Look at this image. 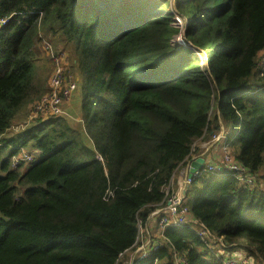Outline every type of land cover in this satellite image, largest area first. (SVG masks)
I'll return each mask as SVG.
<instances>
[{
  "label": "trees",
  "instance_id": "1",
  "mask_svg": "<svg viewBox=\"0 0 264 264\" xmlns=\"http://www.w3.org/2000/svg\"><path fill=\"white\" fill-rule=\"evenodd\" d=\"M176 15L186 45L174 43ZM6 18L0 264H119L174 175L202 153L193 146L221 133L255 183L201 173L187 205L211 245L191 226L167 227L133 264H223L220 251L236 248L264 264V0H0ZM43 29L75 55L77 88L63 115L6 137L49 92L34 71ZM24 148L42 157L22 171L12 159Z\"/></svg>",
  "mask_w": 264,
  "mask_h": 264
},
{
  "label": "built area",
  "instance_id": "2",
  "mask_svg": "<svg viewBox=\"0 0 264 264\" xmlns=\"http://www.w3.org/2000/svg\"><path fill=\"white\" fill-rule=\"evenodd\" d=\"M178 20L180 22L179 18ZM9 22L10 18L0 20V29L6 26ZM182 45H186L185 40H182ZM45 48L49 52L54 63L53 71L48 81L49 92L39 101L33 103L31 119L39 116L45 118H58L63 115L65 113L64 104L72 99L78 84V80L75 79L68 70L69 56L64 52L55 53L53 47L49 43H46ZM212 143H221L223 156L218 164L207 161L204 157V151H206ZM195 145L193 146V149H196ZM199 149L202 153L193 155L187 160V163L182 166L183 170L181 169L182 171L180 174H178V172L176 173L183 178L181 189L179 191L172 189V179L171 184L166 189L165 203L150 214L148 222L152 220L159 229L160 236L164 233L167 227L177 228L185 225L191 226V229L195 230L201 241L207 246H210L211 241L215 239L213 234L204 224L192 217L187 205V194L190 191L193 179L201 175L203 172L211 174L229 172L232 173L241 183L253 185L255 183V176L245 166L238 163L232 156L229 149V142L224 138L222 133L215 135L213 140L202 143ZM202 157L205 159L203 169L198 170L192 177H190L189 174L192 163ZM33 159L34 158L31 154L21 150L20 153L12 159L13 167L17 168L20 165H25L26 163L33 161ZM146 225L141 226L140 224V229L145 227V240L140 243L141 237L139 229L138 240L134 249L125 253V255L130 253L132 257L130 264H133L138 259L147 258L151 254V251L157 250L160 247L159 240L155 241L148 230H146ZM220 254L223 256V264H255L254 257L247 254L238 256L228 254V252L223 254L222 251H220ZM175 263L188 264L185 257L178 256L175 258Z\"/></svg>",
  "mask_w": 264,
  "mask_h": 264
},
{
  "label": "rangeland",
  "instance_id": "3",
  "mask_svg": "<svg viewBox=\"0 0 264 264\" xmlns=\"http://www.w3.org/2000/svg\"><path fill=\"white\" fill-rule=\"evenodd\" d=\"M177 17L180 19V22H179ZM173 26L176 27L177 29H180V31H181L180 34L175 37L174 43L175 44H182V40H185L184 32L186 30L187 25H185L183 19L179 15H176L174 22H173ZM43 33L46 34L45 29L42 30L41 39H40V36H37L36 39L34 40V43H33V45H34L33 50H34V54H35V58H36L35 70H34L35 75L40 79H43L46 76L47 84H48V79H49V77L53 71V66H54V63L51 59V56L45 48L46 43H49L53 47L55 53L64 52L69 56L68 70L70 71V74L73 77L77 78L78 77V71H77L76 67L74 66L75 55H73V53H70V47H67L68 48V50H67V49H65L64 44H59V45L53 44V42H51L49 39H47V36H45ZM42 37H44V38H42ZM261 57L264 59V53L261 54ZM32 105L33 104L29 105L27 107L28 109L26 111H23L22 114L19 115L18 119L15 121L12 128L5 135L6 137H11L12 135L18 133L19 131L23 130L24 126H26L28 122H31L32 120L38 118V117H36L34 119L30 118L32 115V109H33ZM26 112L28 113V115H30V117H26ZM69 119L73 122V124L79 123L77 115H75V114H71ZM204 142L205 141L197 142L195 145V148L199 149L201 147L202 143H204ZM206 142H209V141H206ZM9 151H10L9 146L8 147L7 146L2 147V149L0 150V158L4 159L7 156V153ZM23 151H26L29 154H31L34 159H33V161L26 163L25 165L24 164L21 165L20 167L22 168V171L25 170L31 163L40 160V158L42 157L39 153L35 152L33 154L32 151H30L26 148H24ZM219 152H220V153H218L219 160H217L218 157H215V160L213 161V163H215V164L220 163V161L222 160V156H223L222 148L219 149ZM181 169H182V167L178 170V174H180V172L183 170V169L182 170ZM186 200H189V196L187 197ZM144 231H145V227L140 229V237H141L140 243H142V241H144L146 238V233H144ZM245 245L248 246V243L246 242ZM213 247H215V249L220 248V246H218V245L213 246ZM227 252H228V254L239 255V254H242L244 252V248H236V249L232 250L231 253H230V251H227ZM131 259H132V257L130 255V253H128V254L121 257L119 264H130ZM260 259L261 258L259 256L258 257L254 256L255 264H263L262 260L260 261Z\"/></svg>",
  "mask_w": 264,
  "mask_h": 264
},
{
  "label": "crops",
  "instance_id": "4",
  "mask_svg": "<svg viewBox=\"0 0 264 264\" xmlns=\"http://www.w3.org/2000/svg\"><path fill=\"white\" fill-rule=\"evenodd\" d=\"M219 149H221V143H212L209 146V148L206 151H204V153H205L204 157L207 159V161H210V162H213L215 160V157H218L217 160H219V156H218V153H220L219 152ZM182 182H183L182 176L176 174L175 177L173 178L172 189H176V190L179 191L181 189V183ZM146 230H148V232L155 239V241H158L159 240V238H160V231L157 228V226L152 222V220H150L147 223ZM222 252H223V254L224 253H227V252H224V251H222ZM245 254H247L246 249H244V252L242 254H239L238 256L245 255ZM260 261H261V259H260Z\"/></svg>",
  "mask_w": 264,
  "mask_h": 264
},
{
  "label": "water",
  "instance_id": "5",
  "mask_svg": "<svg viewBox=\"0 0 264 264\" xmlns=\"http://www.w3.org/2000/svg\"><path fill=\"white\" fill-rule=\"evenodd\" d=\"M205 164V159L199 158L197 161H194L191 165L190 174L189 176L192 177L194 173H196L198 170L203 169V165Z\"/></svg>",
  "mask_w": 264,
  "mask_h": 264
},
{
  "label": "bare ground",
  "instance_id": "6",
  "mask_svg": "<svg viewBox=\"0 0 264 264\" xmlns=\"http://www.w3.org/2000/svg\"><path fill=\"white\" fill-rule=\"evenodd\" d=\"M248 255V254H247Z\"/></svg>",
  "mask_w": 264,
  "mask_h": 264
}]
</instances>
